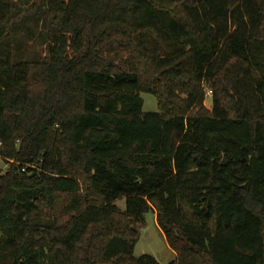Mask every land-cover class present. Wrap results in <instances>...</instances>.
<instances>
[{
  "label": "trees",
  "instance_id": "16d2710c",
  "mask_svg": "<svg viewBox=\"0 0 264 264\" xmlns=\"http://www.w3.org/2000/svg\"><path fill=\"white\" fill-rule=\"evenodd\" d=\"M0 158V264H264V0H0Z\"/></svg>",
  "mask_w": 264,
  "mask_h": 264
},
{
  "label": "rangeland",
  "instance_id": "374dc122",
  "mask_svg": "<svg viewBox=\"0 0 264 264\" xmlns=\"http://www.w3.org/2000/svg\"><path fill=\"white\" fill-rule=\"evenodd\" d=\"M40 52L42 49L39 50ZM237 74H231V79ZM233 94V93H232ZM141 98L144 101L143 112L144 113H158L157 99L153 95L143 93ZM257 103V100H255ZM205 107L207 110L211 111L212 108V95L211 92H207V97L205 100ZM8 170V165L6 162L0 158V174L3 175ZM116 206L122 212L126 209L125 200H120L116 203ZM144 229L141 232L140 240L137 243L134 256L136 258L142 256H151L159 264H171L175 261V253L169 248L166 239L159 229L157 224V212L156 210L150 211L144 219L143 223Z\"/></svg>",
  "mask_w": 264,
  "mask_h": 264
}]
</instances>
